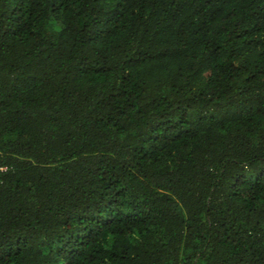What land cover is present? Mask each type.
Listing matches in <instances>:
<instances>
[{
  "label": "trees",
  "instance_id": "1",
  "mask_svg": "<svg viewBox=\"0 0 264 264\" xmlns=\"http://www.w3.org/2000/svg\"><path fill=\"white\" fill-rule=\"evenodd\" d=\"M0 264H264V0H0Z\"/></svg>",
  "mask_w": 264,
  "mask_h": 264
}]
</instances>
